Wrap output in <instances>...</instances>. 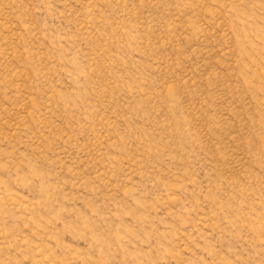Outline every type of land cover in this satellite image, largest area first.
Instances as JSON below:
<instances>
[{
    "label": "rangeland",
    "instance_id": "374dc122",
    "mask_svg": "<svg viewBox=\"0 0 264 264\" xmlns=\"http://www.w3.org/2000/svg\"><path fill=\"white\" fill-rule=\"evenodd\" d=\"M0 264H264V0H0Z\"/></svg>",
    "mask_w": 264,
    "mask_h": 264
}]
</instances>
